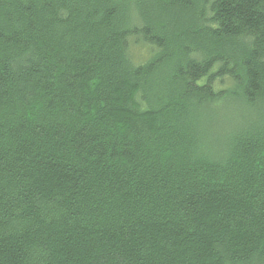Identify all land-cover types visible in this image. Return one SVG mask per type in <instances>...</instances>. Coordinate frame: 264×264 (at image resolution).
I'll use <instances>...</instances> for the list:
<instances>
[{"label":"trees","instance_id":"1","mask_svg":"<svg viewBox=\"0 0 264 264\" xmlns=\"http://www.w3.org/2000/svg\"><path fill=\"white\" fill-rule=\"evenodd\" d=\"M0 264H264V0H0Z\"/></svg>","mask_w":264,"mask_h":264},{"label":"rangeland","instance_id":"2","mask_svg":"<svg viewBox=\"0 0 264 264\" xmlns=\"http://www.w3.org/2000/svg\"><path fill=\"white\" fill-rule=\"evenodd\" d=\"M138 59H141L142 61L147 59V55H145V50H139L138 53L136 54Z\"/></svg>","mask_w":264,"mask_h":264}]
</instances>
